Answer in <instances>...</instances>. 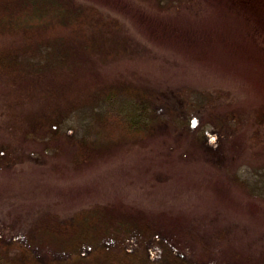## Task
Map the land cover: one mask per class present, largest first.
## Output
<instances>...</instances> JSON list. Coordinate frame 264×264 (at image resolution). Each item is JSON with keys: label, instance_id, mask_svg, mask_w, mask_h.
Listing matches in <instances>:
<instances>
[{"label": "trees", "instance_id": "16d2710c", "mask_svg": "<svg viewBox=\"0 0 264 264\" xmlns=\"http://www.w3.org/2000/svg\"><path fill=\"white\" fill-rule=\"evenodd\" d=\"M156 1L170 8L192 4V0ZM237 1L257 7L264 16L260 0ZM102 2L146 18L155 31L157 16L145 8L132 9L130 0ZM120 25V19L100 10L95 0H0V168L28 158L54 159L63 141L73 148L74 164L88 163L101 155L106 142L133 146L153 138L159 119L167 129H177L181 155L187 144L200 149L213 164L224 156L227 168L235 165L239 155L231 150L220 149L222 155L203 151L210 141L208 128L217 132L212 133L217 144H222L223 134L242 131L239 122L232 125L230 118L213 116L211 93L189 96L178 113L172 104L162 102L166 95L102 71L96 53L114 51L101 41ZM162 28L163 34L189 46L198 40L189 30L173 29L168 22H162ZM195 111L197 120L191 118ZM255 121L243 140L248 152L264 149V112L257 113ZM226 171L251 194L264 195V179L242 177L236 168ZM215 235L209 241L198 223L181 213L147 210L119 199L95 202L66 218L42 213L33 230L22 235L25 243L8 239L0 228V264H224V258L228 264H264V254L247 255L228 245L229 233L222 227ZM35 250L44 254L42 260ZM194 252L196 259L190 258Z\"/></svg>", "mask_w": 264, "mask_h": 264}, {"label": "rangeland", "instance_id": "374dc122", "mask_svg": "<svg viewBox=\"0 0 264 264\" xmlns=\"http://www.w3.org/2000/svg\"><path fill=\"white\" fill-rule=\"evenodd\" d=\"M95 2L100 10L118 17L122 25L101 41L102 46L114 48L110 53H96L102 71L123 75L166 95L162 102L172 104L178 113L183 112V100L189 96L211 93L216 106L213 116L230 118L232 125L239 122L242 131L235 136V132L223 134L222 144H217V136L212 134L217 132L210 126V141L202 149L212 155H222L220 149L231 150L239 156L228 168L224 156L213 164L200 149L187 144L185 149L190 152L184 149L183 156L177 129H167L160 119L153 138L133 146L106 142L101 155L88 163L74 164L73 148L63 141L54 159L28 158L0 168L3 233L25 243L22 235L33 230L44 212L66 218L92 203L119 199L147 210L184 214L198 223L209 241L216 237V228L222 227L229 233L228 245L247 255L262 256L264 195L251 194L241 182L232 180L226 169L236 168L242 177L264 179V149L248 152L243 143L257 123V113L264 112V16L257 7L237 0H192L191 5L173 8L159 6L156 0H130L132 9L145 8L144 12L157 16L154 31L144 17L124 13L119 5ZM162 22L173 29L189 30L197 42L189 46L181 38L163 34ZM194 116L199 119L198 112L191 113L193 120ZM191 132L197 133L195 129ZM35 252L37 258H44L40 250ZM190 258L196 259V252Z\"/></svg>", "mask_w": 264, "mask_h": 264}]
</instances>
